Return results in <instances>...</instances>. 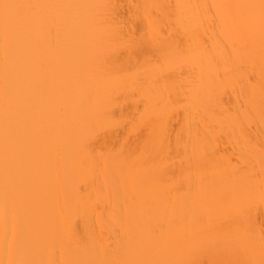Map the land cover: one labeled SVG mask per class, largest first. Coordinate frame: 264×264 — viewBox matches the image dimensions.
<instances>
[{
    "label": "bare ground",
    "instance_id": "bare-ground-1",
    "mask_svg": "<svg viewBox=\"0 0 264 264\" xmlns=\"http://www.w3.org/2000/svg\"><path fill=\"white\" fill-rule=\"evenodd\" d=\"M0 264H264V0H0Z\"/></svg>",
    "mask_w": 264,
    "mask_h": 264
}]
</instances>
